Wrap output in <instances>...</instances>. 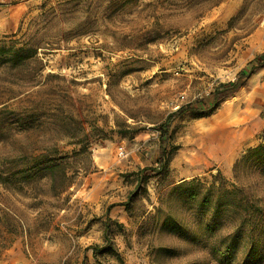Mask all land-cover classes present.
Listing matches in <instances>:
<instances>
[{"label":"rangeland","instance_id":"1","mask_svg":"<svg viewBox=\"0 0 264 264\" xmlns=\"http://www.w3.org/2000/svg\"><path fill=\"white\" fill-rule=\"evenodd\" d=\"M1 37L36 46L42 68L34 87L0 69L18 116L40 109L26 133L10 123L0 155L56 149L69 184L0 185V264H212L154 216L171 183L218 173L264 199V175L234 171L264 144V0H0ZM237 81L213 110L172 119L166 171L153 170L157 124Z\"/></svg>","mask_w":264,"mask_h":264},{"label":"trees","instance_id":"2","mask_svg":"<svg viewBox=\"0 0 264 264\" xmlns=\"http://www.w3.org/2000/svg\"><path fill=\"white\" fill-rule=\"evenodd\" d=\"M37 49L29 42L17 45L16 40L1 37V73L7 76L13 69L24 68L30 75L28 85L38 86L40 82L31 75L33 69L42 68ZM238 82L219 84L210 92L208 105L200 106L197 102L181 105L157 124L159 152L157 166L153 170L166 171L165 144L172 119L188 110L199 112L201 116L213 110L223 97L234 91ZM9 99L0 97V141H7L10 123H16L26 133L40 116V109L32 107L20 118L8 104ZM64 124L70 126L66 122ZM75 142L80 144L83 139ZM88 143L86 138L83 144L88 146ZM63 158L58 157L56 149L50 147L36 154L16 150L0 155V185L6 189L20 190L46 179L53 193L61 192L69 184ZM240 167L258 176L264 175V144L250 148L235 164L234 171L237 172ZM123 205L127 210L129 203L126 201ZM154 218L160 222V229L165 233L200 246L205 259L212 264H261L264 260V199L228 181L219 173L212 176L209 182L192 178L171 183L159 197ZM109 221L107 217L104 234ZM91 248L94 255L98 251L108 250L107 247L99 250L97 245ZM158 250L169 256L176 254L171 248L160 247Z\"/></svg>","mask_w":264,"mask_h":264}]
</instances>
